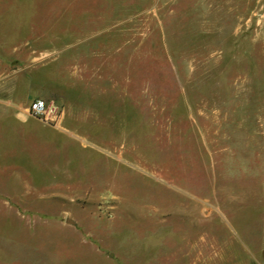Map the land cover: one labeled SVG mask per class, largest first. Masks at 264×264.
I'll list each match as a JSON object with an SVG mask.
<instances>
[{
    "label": "rangeland",
    "instance_id": "obj_1",
    "mask_svg": "<svg viewBox=\"0 0 264 264\" xmlns=\"http://www.w3.org/2000/svg\"><path fill=\"white\" fill-rule=\"evenodd\" d=\"M4 98L0 264H264V0H0Z\"/></svg>",
    "mask_w": 264,
    "mask_h": 264
},
{
    "label": "built area",
    "instance_id": "obj_2",
    "mask_svg": "<svg viewBox=\"0 0 264 264\" xmlns=\"http://www.w3.org/2000/svg\"><path fill=\"white\" fill-rule=\"evenodd\" d=\"M26 113L48 125L57 126L62 119L63 109L55 101L35 98L26 107Z\"/></svg>",
    "mask_w": 264,
    "mask_h": 264
},
{
    "label": "crops",
    "instance_id": "obj_3",
    "mask_svg": "<svg viewBox=\"0 0 264 264\" xmlns=\"http://www.w3.org/2000/svg\"><path fill=\"white\" fill-rule=\"evenodd\" d=\"M0 104H7V105H9L10 104V100L9 99H6V98H4V99H0ZM23 111H24V115H22L21 114V117L23 118V119H28L29 117H28V114L25 112V110L23 109Z\"/></svg>",
    "mask_w": 264,
    "mask_h": 264
},
{
    "label": "water",
    "instance_id": "obj_4",
    "mask_svg": "<svg viewBox=\"0 0 264 264\" xmlns=\"http://www.w3.org/2000/svg\"><path fill=\"white\" fill-rule=\"evenodd\" d=\"M67 222H69V223H70L71 221H70L69 219H67Z\"/></svg>",
    "mask_w": 264,
    "mask_h": 264
}]
</instances>
